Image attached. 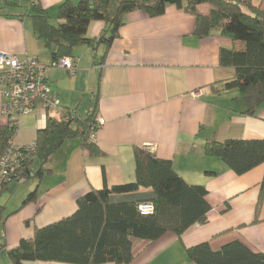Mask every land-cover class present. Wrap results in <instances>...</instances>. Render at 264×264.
Returning a JSON list of instances; mask_svg holds the SVG:
<instances>
[{"label": "crops", "instance_id": "0c3cea01", "mask_svg": "<svg viewBox=\"0 0 264 264\" xmlns=\"http://www.w3.org/2000/svg\"><path fill=\"white\" fill-rule=\"evenodd\" d=\"M82 0H0V53L39 60L51 65V52L37 39L32 11L40 5L56 21L65 2ZM264 12V0H252ZM249 13L248 8H243ZM198 11L209 15L211 7ZM94 22L88 38L98 39L108 31ZM196 18L175 6L151 18L142 11L128 14L110 47L74 49L75 73L50 68L48 83L60 102V110L45 113L37 108L22 116L13 139L18 147L36 142L48 117L76 113L82 119L96 109L95 144L102 152L91 156L80 139L66 141L45 166L49 173L15 183L0 196V206L9 217L0 224V264H12L8 251L22 240L33 239L38 229L74 215L78 200L93 190L136 182L137 149H147L170 161L177 174L192 186H202L211 207L208 221L191 227L181 236L167 233L154 242L132 239L129 264H195L187 251L209 244L219 251L241 242L252 252L264 254V198L257 211L264 164L238 175L221 159L205 154L212 142L264 141V107L248 115L238 89H226L235 76L233 68L220 64L222 49L243 50L244 44L224 38L214 30L204 38L195 35ZM66 58V57H65ZM0 87V127H6ZM102 125H98L99 120ZM39 164H35L37 170ZM36 191L37 199L25 204ZM151 189L115 194L112 204L149 202ZM24 264H64L25 262ZM116 264V263H105Z\"/></svg>", "mask_w": 264, "mask_h": 264}, {"label": "trees", "instance_id": "16d2710c", "mask_svg": "<svg viewBox=\"0 0 264 264\" xmlns=\"http://www.w3.org/2000/svg\"><path fill=\"white\" fill-rule=\"evenodd\" d=\"M209 5V15L198 11ZM170 6L195 16V35L207 37L214 30L232 41L244 44L243 50L222 49L220 64L233 68L235 76L225 83L226 89H238L247 104L246 114L257 115L264 107V12L253 6L252 0H82L77 4L63 3L56 21L39 4L32 11L33 30L38 40L51 52L54 61L73 58L74 49L81 45L110 47L118 37L128 14L142 11L149 17L162 16ZM243 8H248L249 13ZM103 22L109 29L98 39L88 38L92 23ZM69 122L48 117L46 127L38 132L35 147H22L15 170L0 183V196L11 185L42 177L51 157L69 140L80 139L83 149L91 156L102 152L90 140L96 126V109L82 119L76 113ZM16 126L0 127V163L13 144ZM209 157L221 159L238 175L264 164V141L234 140L212 142L205 147ZM136 182L102 190H93L78 200L77 212L55 224L38 229L33 239L22 240L9 250L12 264L25 262H57L64 264H129L133 258L132 239L154 242L167 233L181 236L197 224H205L211 207L207 190L188 185L175 171L170 161L161 160L147 149L135 151ZM39 164L37 170L35 164ZM151 189L154 198L149 202L112 204L115 194H130ZM264 198V179L257 211ZM31 193L25 204L34 202ZM151 203L152 215L144 216L138 206ZM9 215L0 206V224ZM6 246L0 243V252ZM195 264H264V254L254 253L241 242H233L219 251L201 244L187 251Z\"/></svg>", "mask_w": 264, "mask_h": 264}, {"label": "built area", "instance_id": "2783aa9c", "mask_svg": "<svg viewBox=\"0 0 264 264\" xmlns=\"http://www.w3.org/2000/svg\"><path fill=\"white\" fill-rule=\"evenodd\" d=\"M50 68L63 69L72 74L76 71L74 61L67 57L45 65L37 59H21L16 55L0 53V87L5 98L2 111L8 123L17 126L20 117L31 115L37 108L45 115L60 110V102L47 80V71ZM73 117L64 113L60 119L69 122ZM103 123L102 119L98 121V125ZM95 139L96 126L90 133V140L94 142ZM35 145L34 142L27 148L33 149ZM21 148L14 143L8 148L0 163V183L8 179L15 170ZM138 210L142 215L148 216L154 213V206L143 203L138 206Z\"/></svg>", "mask_w": 264, "mask_h": 264}]
</instances>
